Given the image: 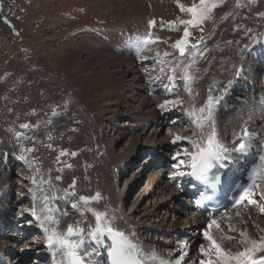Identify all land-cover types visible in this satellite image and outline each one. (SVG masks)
Instances as JSON below:
<instances>
[{
    "label": "bare ground",
    "instance_id": "1",
    "mask_svg": "<svg viewBox=\"0 0 264 264\" xmlns=\"http://www.w3.org/2000/svg\"><path fill=\"white\" fill-rule=\"evenodd\" d=\"M60 1L63 4L69 0ZM127 5L134 12L143 11L145 8L142 1L128 0ZM170 12L171 10H167L158 15L147 14L136 16L132 21L125 20L124 23L121 22L120 27L108 32L104 37V41L107 39L113 45L111 51L104 45L97 52L91 50L83 52L86 58H93L89 60L94 61V66L112 67L111 74L108 75L109 82L103 81L101 91L99 90L94 97H91L92 100H85V102L93 110L95 118L101 119L100 123L105 124L107 128L116 119L124 117L133 122L128 124L132 132H128L127 128L113 131L110 136L106 132L108 137L98 140L99 148L96 151H94L96 144L92 139L87 140L82 134L70 133L68 136L70 142L77 146L79 153L77 152L73 160L63 162L62 165L57 164L55 157L49 152L40 153L42 157L31 156L32 168L23 174L22 178L26 177L23 181H30V183H32L31 178H36L39 192L33 193L30 191L31 185L15 180L14 182L20 187L26 188V193L18 196L13 206L1 202L0 235L5 236L6 239L0 242V259L4 262L0 264L21 262L31 252L39 253V257H44L45 260L41 263L40 259L33 258L29 264H60L61 260L63 264H67V260L57 251V245L54 244L53 251L49 252L46 234L42 231L40 222L28 215L31 217V223L29 226H24L23 221L27 215L21 217L20 213L25 208H32L34 204L38 213L41 205H46L50 209L46 214L53 220L59 221L58 224H54L52 220L44 223V227L49 228L50 231L56 228L58 231L66 232L69 224H72L74 229L84 228L87 231L90 227L94 228L96 224L93 212L87 209L106 213L107 220L104 222H111L115 228L124 231L132 243L140 246V255L144 258L145 264H159L161 259L171 261V264H176L177 260H180L181 264H200L201 261L214 258L204 256L200 250L201 247L205 250L209 247V242L203 236L205 230L209 231L226 250L233 253L242 250L244 245L239 241L259 240L264 236V212H261V207L264 206V154L256 167L255 172L259 177L254 178L255 184L250 193L240 206L220 217L208 219L198 211L186 212L179 206L178 201L175 202L181 176L177 175L175 180L170 178L173 173L186 174L190 169L187 156L183 157L184 165L180 168L175 167L178 163L172 159L175 153L182 147H187L189 152L195 151L190 144H182L178 147L170 141L176 135L199 140V128L192 121L195 116L200 115L198 109L204 106L209 94L221 98L218 104L213 105V118L219 140L228 150L229 158L240 161L241 158L244 159L246 153L253 152V149L264 153V100H255L258 92L264 94V91H261L264 90V80L263 84L253 81L259 67L257 64L264 62V36L259 45L246 49L251 51L250 58L247 57V51L239 45L238 41L232 44L222 43L214 48L203 70L193 67L185 69L178 64V58L171 48V43L167 42V38L172 37L171 34L165 33L161 36L162 40L155 41V45H152L156 39L155 31L152 30L157 23L150 26L149 21L161 16L167 17ZM128 27L132 30L130 35L133 31H141L140 33L144 31L147 32L146 35L151 33V42L147 43V50H158L159 57L166 59H162L167 61L164 67L168 69L167 74L163 75L164 79H159L158 74L140 68L142 60L146 61L142 55L136 59L135 64L134 49L131 47L124 48L127 55L116 53L113 49V47L123 48L124 33L121 35L120 30H126ZM151 27H153L152 32H149ZM238 37L236 36V39ZM132 46L135 48L134 44ZM173 69H175L174 72ZM237 69H242L239 77L236 75ZM169 75L173 76L171 82L167 78ZM185 76L189 79L185 80ZM177 80H180L182 84L179 85L176 94L173 90ZM229 81L232 83L229 84ZM188 88L192 89L191 94L187 91ZM248 89L250 92L246 93ZM131 92H135L136 97H132ZM177 99L183 103L173 110L162 111L158 107L165 100ZM134 102L137 104H133ZM189 110H193V116L187 114ZM88 113L91 116L92 112ZM171 114H175V118L169 123L182 125L179 132L172 126L163 125L168 124L167 119ZM245 129L249 134L244 137L247 147L237 152L235 142ZM209 131L210 127L206 125L205 136ZM146 132L147 136L144 137ZM127 135L129 138L122 147L117 149L116 146ZM157 155L160 156V159L155 162L157 166L148 171L147 163ZM14 158L17 160L16 156ZM6 167L8 172L12 169L8 162ZM116 173L122 179V184L117 183ZM57 175L62 179L55 180ZM49 178L50 184L47 182ZM73 178L76 180L74 188L72 187ZM41 181L44 182L41 183ZM135 188L139 189L133 194ZM3 191L2 196L6 194L5 190ZM96 193H100V197L89 201L86 207L79 201L81 195L91 197ZM45 196L48 197L47 201L44 199ZM21 199H26L27 204L17 206L18 200ZM253 200L255 203H249ZM183 201L187 202L188 199L183 198ZM212 220L216 221V225L209 228V222ZM4 222L10 223L12 230H17L19 227L28 233L32 229H37V237L40 241H30L33 243L28 245L21 243L17 237L4 235L2 232ZM242 232L245 233L244 236H241ZM69 239L78 241L79 235L74 233ZM174 239L177 241L174 242ZM183 242H187L188 247L183 248L181 252ZM110 243L111 237L107 235L100 244L85 239L80 251L91 253L90 258L94 264H110L107 252ZM194 245L197 246L196 252L192 254ZM25 248L29 250L21 251ZM164 248L170 250H164ZM258 255H264V253ZM181 256H183L182 259ZM88 258L85 257L86 260Z\"/></svg>",
    "mask_w": 264,
    "mask_h": 264
},
{
    "label": "rangeland",
    "instance_id": "2",
    "mask_svg": "<svg viewBox=\"0 0 264 264\" xmlns=\"http://www.w3.org/2000/svg\"><path fill=\"white\" fill-rule=\"evenodd\" d=\"M127 1L69 0L61 4L60 0H0V205L3 202L13 206L15 199L26 193V188L20 187L14 182L15 180L31 185L30 190L33 193L39 192L36 185L30 181H23L26 177L22 178V175L32 168L31 156L42 157L40 153L49 152L57 163V156L61 150L79 153L77 146L70 142L68 137L70 133L82 134L87 140L92 139L96 144L94 148L96 151L99 148L98 142L108 137L106 132L109 136L113 131L122 128L132 132L128 124L133 122L124 117L116 119L107 128L105 124L100 123L101 119L95 118L93 110L85 102L92 100L91 97L101 91L103 81L109 82L108 75L111 74L112 67L94 66V61L89 60L93 58H86L83 52L86 50L97 52L104 45L111 51L113 45L107 39H105L107 42L104 41V37L108 32L120 27L121 22L128 19L132 21L136 16L158 15L171 10L167 17L161 16L155 19L157 25L149 29V32L155 31L156 39L152 45H155V41L162 40L161 36L165 33L171 34L172 37H168L167 42L171 43L178 64L185 69L193 67L203 70L214 48L222 43L232 44L238 41L246 50L259 42L264 35V0H208L207 6L215 5V7L207 18L201 25H188L191 33L189 45L198 44L201 40L203 43L192 50L186 46L185 54L181 56L179 50L174 47L175 42L182 38L185 27L179 21L190 19L191 14L182 11L179 4L187 8L194 3L199 4V0H179V3L178 0H135L142 1L145 6L143 11L137 10V12L129 9ZM169 21H177V23L169 24ZM201 27L203 31L200 30ZM131 31L129 27L120 30L121 35L124 33L123 45L126 47L117 49L113 47V49L116 53L127 55L124 48L131 47L134 49V63L140 55L148 58L140 68L158 74L159 79H164L163 75L168 71L164 67L166 59L159 57L158 50L148 51V42L143 43L142 51L133 48V44L125 39V35H129V38H134V35L143 37L147 32L133 31L130 36ZM236 36H239L238 40ZM253 37H256L255 41ZM163 58L165 60H162ZM179 81L178 88L176 89L175 86L173 90L176 94L179 85L182 84ZM256 83L262 84L258 77ZM124 93L126 95V92ZM130 94L136 97L135 92ZM133 104L136 105L137 102ZM86 110L92 112L91 116ZM174 115H169L167 120L169 122L173 120ZM169 122L163 125L172 126L180 131L182 125ZM21 124H30L31 127L21 129L19 127ZM161 127L162 125L159 129ZM17 133H20L22 138H17ZM128 135L116 146L117 149L126 142ZM33 141L36 151L21 152L22 148H32ZM6 152L14 154L7 158V162L12 166L9 172L6 170V162L3 158V153ZM22 154L27 157L26 164L14 158ZM73 157L65 155L57 164L62 165L63 162L73 160ZM158 159L160 156L157 155L149 161L146 165L147 170L155 168ZM115 175L117 183L122 184L119 174ZM139 188H135L133 194ZM3 190L6 193L4 196L1 195ZM26 199L18 200L17 206L26 205ZM26 217L24 224H30L31 217L29 218L28 215ZM4 229V232L8 230L7 235L13 237L20 235L19 229L15 232L9 231L8 226ZM36 235L35 232H31L17 239L21 243L31 245L36 240ZM5 239L6 237H0V242ZM31 240L34 241L30 242ZM38 240L40 241L39 238ZM175 241L177 239H174ZM196 247L193 246L192 254L196 252ZM34 256L35 252H31L25 260L15 263H31Z\"/></svg>",
    "mask_w": 264,
    "mask_h": 264
},
{
    "label": "snow or ice",
    "instance_id": "3",
    "mask_svg": "<svg viewBox=\"0 0 264 264\" xmlns=\"http://www.w3.org/2000/svg\"><path fill=\"white\" fill-rule=\"evenodd\" d=\"M179 3V0H178ZM208 0H199V4H192L190 7L185 8L183 4H179V7L182 11L191 14V18L187 20H180L179 23L184 25L183 36L181 39H178L175 42L174 47L179 50L181 56L185 54L186 46L189 50L195 49L199 46L200 43H203V40L199 41L198 44L189 45V38H190V31L188 25H201L203 21L207 18L208 14L211 12L212 7H208ZM169 24H175L177 21H169ZM155 24V21H149V25L152 26ZM203 31V28H200ZM253 40H256V37H253ZM130 44H136L137 48H141L143 43L151 42V33L146 36L134 37L129 38L128 41ZM247 47V46H246ZM202 55V53H201ZM147 58H144L146 60ZM144 61L142 60V63ZM175 69H173V72ZM242 69L236 70V75L239 77L240 72ZM168 80L171 82L173 79L172 75H169ZM185 80H188L189 77L185 76ZM229 84L232 81L228 82ZM167 91V88L165 89ZM187 91L191 94L192 89L188 88ZM211 91V90H210ZM220 97H216L212 94L207 96V100L203 107L198 109L200 115L195 116L192 123L197 125L199 128V140H191L188 137H182L180 135H176L173 140L170 141L171 144L174 146H180L182 144H190L195 151L189 152L187 147L180 148L179 151L175 153L172 157L174 161H177L175 167L180 168L181 165L185 164L184 156L189 157L190 161V168L191 171L187 173L188 175L195 177L197 180H201L206 182L209 171L214 167L215 163H223L225 160L229 158L228 150L226 147L221 143L218 136V131L215 126L214 118H213V105L218 104ZM183 101L177 100H165L163 103L159 104L158 107L163 110H173L177 107L182 105ZM189 116H193V110H189L187 113ZM210 127V131L205 136L204 128L205 126ZM21 129L30 128V124H21L19 125ZM249 134L245 129L241 137L235 142L236 147L235 151L241 152L247 147L246 140L244 137H247ZM17 138H22L20 133H17ZM24 151H36L35 149V141H33V147L30 149H21V152ZM5 162H7V158L10 155H14L11 153H3ZM65 155L76 156V152H68L67 150H61L59 156H57V163H60V158ZM22 162L27 161V157L25 155H19L16 157ZM71 167V165H68ZM177 175L183 176L185 175L184 172L173 173L170 178L175 180ZM62 177L57 175L55 180L59 181ZM31 182L33 185L37 184L36 178H31ZM44 181H41L43 183ZM49 184L51 183V179L49 178L47 181ZM220 182V177L217 176L213 187L215 184ZM76 184L75 178L72 180V187L74 188ZM250 184L249 187L254 186ZM31 191V190H30ZM247 191V189H246ZM75 195V192H73ZM100 193H96L95 196H79V201L83 202V206L86 207L91 200H96L100 197ZM45 201H47L48 197H44ZM249 203H255V201H249ZM74 207L79 205H73ZM90 212H93L96 220V224L94 228H89L87 231L84 228H73L72 224L67 226L66 232L58 231L56 228H52L51 231L49 228L44 227V223L47 221L52 220L54 224H58V220H53V218L46 213L50 211L46 207V205H41L39 213L35 204L32 208H25L21 211V217L25 215H30L34 217L36 221L40 222V227L42 231L46 234V243L49 247L58 245L57 251L61 253L62 257L67 260V264H94L91 260V253H82L80 251L81 244L84 242L85 239H90L91 241L95 242L96 244H100L103 241L105 235L111 237L110 246L107 249L109 262L110 264H145L144 258L140 255L141 248L137 244L132 243L129 237L125 234L124 231L118 230L115 228L111 222L105 223L104 221L107 220V214L100 211H95L93 209H87ZM261 212H264V206L261 207ZM212 225H216V221L212 220L209 222L208 227L211 228ZM219 227V225H217ZM79 235V240H72L69 239L70 236L73 234ZM134 235V234H133ZM245 233H241V236H244ZM204 238L209 242V247L205 250L201 247V252L206 257H214L209 258L207 260L201 261L200 264H264V255H258L260 253H264V236L260 237L259 240L255 239H245L239 241L243 246L242 250L236 251L235 253L226 250L220 243L217 242L216 239L209 233V231L205 230L203 232ZM250 245V246H249ZM188 247L187 242H183L181 252H183V248ZM29 249H21V251H27ZM55 255V253H53ZM85 257H89L87 260ZM153 258H155V254H153ZM183 256H181V259ZM60 264H63V260L60 261ZM159 264H171V261H167L161 259ZM176 264H181L180 260L176 261Z\"/></svg>",
    "mask_w": 264,
    "mask_h": 264
}]
</instances>
